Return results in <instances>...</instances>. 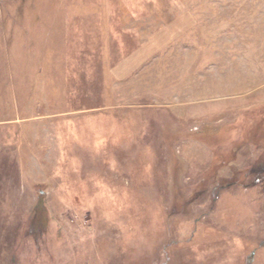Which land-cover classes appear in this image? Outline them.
<instances>
[{
    "label": "rangeland",
    "instance_id": "374dc122",
    "mask_svg": "<svg viewBox=\"0 0 264 264\" xmlns=\"http://www.w3.org/2000/svg\"><path fill=\"white\" fill-rule=\"evenodd\" d=\"M0 264H264V0H0Z\"/></svg>",
    "mask_w": 264,
    "mask_h": 264
}]
</instances>
